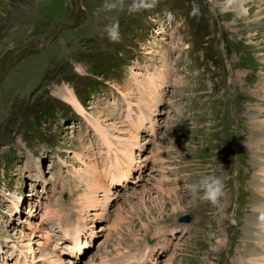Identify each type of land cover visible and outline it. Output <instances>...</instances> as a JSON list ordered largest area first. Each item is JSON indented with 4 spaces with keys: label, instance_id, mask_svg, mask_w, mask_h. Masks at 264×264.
I'll return each instance as SVG.
<instances>
[{
    "label": "rangeland",
    "instance_id": "obj_1",
    "mask_svg": "<svg viewBox=\"0 0 264 264\" xmlns=\"http://www.w3.org/2000/svg\"><path fill=\"white\" fill-rule=\"evenodd\" d=\"M215 1L220 8L211 0H144L153 6L130 11L134 0H0V264H12L20 250L31 258L29 242L41 248L29 228L46 223L36 231L45 232L53 224L47 210H60L65 222L81 227L72 203L85 189L82 178L91 165L101 169L107 160L100 134L123 153L132 135L123 124L139 114H149L157 131H139L132 173L110 191L116 199L112 219L121 224L117 232L127 240L137 236L136 247L150 249L168 238L156 264L172 253L170 264H224L222 253L207 251L219 239L233 248L230 259L236 262L245 261L243 250L262 253L264 228L261 241L246 231L259 201L256 227H264V177L258 176L264 157L256 153L264 138V26L257 28L258 12L264 24V0ZM106 3L117 6L107 10ZM113 25L118 41L108 36ZM150 81L152 99L145 97ZM160 82L166 86L158 89ZM63 91L80 111L60 96ZM122 153L116 154L124 160ZM207 176L223 182L216 204L201 198L203 190L191 189ZM253 176L262 188L251 187ZM238 194V217L231 224ZM174 198L180 201L176 212L169 208ZM184 215L187 223L180 221ZM103 222H93L85 238L100 240L95 230ZM21 233L27 236L24 247L17 242ZM96 239L80 264L97 253Z\"/></svg>",
    "mask_w": 264,
    "mask_h": 264
},
{
    "label": "bare ground",
    "instance_id": "obj_2",
    "mask_svg": "<svg viewBox=\"0 0 264 264\" xmlns=\"http://www.w3.org/2000/svg\"><path fill=\"white\" fill-rule=\"evenodd\" d=\"M211 1L213 4L215 3L218 6V8H220L217 1H215V0H211ZM260 1L261 0H247L246 3L256 2V4H258ZM260 3H262V2H260ZM240 5L241 4H239V6ZM220 13H223V11ZM260 13H262V12L257 13L258 14V20H259L258 26H257L258 29H260V27L264 26L263 23H260V19H259L260 15H261ZM255 19H257V16H255ZM160 79H161V81H164L163 79H165V78L161 77ZM149 84H150V88L148 89L149 94H147L145 97H147L148 99H150V98L152 99L153 98L152 93H156L155 88H153L155 85L151 81L149 82ZM163 85H165V82H160L158 89L161 88V86H163ZM141 87L144 89L143 86H140L139 88H141ZM60 96L62 98L65 97V101L67 103L72 104L75 108H77V110H79V106L77 105V103L74 101V99L72 98V96H70V94L68 92L63 91L62 93H60ZM149 104H150L149 100L145 101V107L147 109H148V107H150ZM253 119H254V117H253ZM126 122H128V123L123 124L124 126H126L125 127L126 129L124 128L123 131L125 133H131L132 135H131V138H129V141H131V142L127 143V145H124L122 147L123 153L117 151L118 147L115 146L114 143L110 142L109 137H106L105 135L98 133L102 137L100 144L102 146H104L103 143L105 145H107V146H104L105 149H101V151L103 150L102 152H105V157L107 160L104 163V165L101 167V169H97V167H94V164L91 165L90 174H86L85 177L82 178L83 186L85 189L83 190V192L80 195H78V197L75 199V202L72 203L74 206L73 216L78 221H83V222H81V227H79L77 225V223L74 222V220H71L69 222H65V218H64L65 216H63L61 214L60 210L59 211L58 210H53V211L47 210L44 213L45 215H48L46 217V219H50L52 216H53L52 218H54V216H57L59 218L58 219L59 222H63L65 226L69 227L68 228L69 230L67 229V227L65 229H63L66 239L71 234V235L79 237L80 239H83L84 241L86 240L87 242H89V239H90V238H87V239L85 238L86 236L87 237L90 236V232L87 230L88 229L91 230V228L93 226V222L99 221V220H101V217H103V221H104L103 224H101L98 227V229L95 230V231H97V233H100V234H98L100 236V240L97 239V241L98 242L101 241V244H99V246H97L98 247L97 253L94 254L88 260L87 264H156V262L158 261L157 260L158 259L157 254H159V256H161L162 253H164V250H167L168 245L170 244L169 239L168 238L166 239V237L164 236V237H161V239H159L161 244L155 245L154 247H152V249H150L146 245H143L144 247H136V243L138 242V239H137L138 237L137 236H131L130 239L127 240V236H124L123 233L120 234L117 232V230L120 229V225H121V224L119 225V223L117 222L118 221L117 218H116V221L114 219H112L113 211L110 210V208L115 205L116 199L112 198V196L110 194V191L112 190V188H110V186H112L110 181L118 178L117 176L115 177L113 170L123 180L122 183H124L125 179H123V178L129 177L132 173L133 167L130 164V162L132 161L130 158V155L133 153V147L137 143H139V138H138L139 137V131H141V129H144L143 128L144 126L149 130V133L151 132L153 135L156 134V131H157L156 130L157 126L155 125V122H153L149 119V114L146 116L140 115V114L137 115L135 122H132V119L129 117L128 121H126ZM146 123H147V125H146ZM250 124L254 126L253 122L252 123L250 122ZM255 124H256V121H255ZM129 126H132L131 127L132 129L130 128L131 130L129 129ZM259 129L262 130L263 128L259 127ZM144 141L152 143L153 139L146 138ZM108 143L112 146V148L108 147ZM258 143H260V144L257 146L259 149L256 150L257 151L256 153H257V156L261 158V157H264V138L260 137ZM122 148H120V149H122ZM116 153L118 155H120V153L125 154L124 160L120 159ZM146 158L148 160H151V154L149 156H146ZM152 161H154V159ZM157 166H159V165H157ZM138 167H140V164H138ZM108 171H109V173L107 174ZM260 174L261 175H258L259 177H264V167H262ZM106 177L108 179L107 181H106ZM259 177L258 178L254 177L252 179L251 187L253 189H260L263 187L262 185H260L261 180L259 179ZM157 191H159V189H157ZM157 191L154 190L152 193H150L149 197H151V195H153V193H156ZM116 195L119 196L120 194H116ZM154 197H156V196H154ZM174 199H176V198H174ZM160 200H162V199H160ZM175 203L176 204H170V206H169L170 211H172V212H176V210L179 209L178 204L180 203V201L179 200L177 201V199H176ZM258 206L259 207L261 206L260 201L254 203L252 205L253 215L250 216L247 220L248 227L251 229V231L250 230L246 231V235L250 239H253V240L259 239V241H261V238L258 237L259 236L258 233H260L261 232L260 229H262L264 227H260V228L256 227L257 224H259V221L257 220V218H258L257 214H259V211H261V210L258 211V209H259ZM49 214H51V215H49ZM30 224H31L30 228H29L30 235L37 236V238L34 239V243L39 245L41 248L38 249L37 247H35V248L33 246L31 247V243L29 242V247L27 248L28 249L27 253H30L29 256H31L32 259L29 258V259H31V260H29L28 256L27 255L25 256V253H23L22 250H20L17 252V254L16 253L12 254V255H15L14 256V262L12 264H20V261H23V263L21 262V264H30V262H33L35 264H64V263L67 264L64 261L63 262L61 260L59 261L57 255L54 252H52L50 250L44 252V247H47L46 239H45V241H43V239L45 238L44 237L45 232L36 233L37 229L38 230L40 229L41 231L43 230L42 229L43 225L41 226V228H39V226H37L38 224H35V225H33L32 223H30ZM32 225H33V227H31ZM64 225H62V226L64 227ZM141 226L143 227V230H145V231L149 230L147 223H141ZM172 231L173 230H171V234L173 236H175V234L178 235L176 232H172ZM74 232H77L78 234L74 233ZM111 235L115 236L112 243L110 242V241H112L111 237H113ZM92 236H95V235L92 234ZM26 237L27 236L25 234H22V233H21V235H19L17 237L18 238L17 242L20 243L19 245L21 247H24V244L21 245V241L23 239L25 240ZM217 241H218V244L216 245V247L213 249L207 250V251L212 253V255H217V254L222 253L221 255H223V260L224 259L228 260V261H224V264H237V263L238 264H243V263L244 264H262V261H264V250H262V249H261L262 253H260V254H254V252L251 249L243 250V252L245 254V258H246L245 261H244V259H241L240 262H236L234 260H231L230 254H231V251L233 250V248L231 247V249H226L224 246L225 243L223 240L219 239ZM108 248H110V250H108ZM222 248L225 249L224 252H223V250H221ZM37 249H38V251H40V255L37 258L35 257V259H34L33 258V252H34V250H37ZM2 252L3 251L0 250V254ZM172 255H173V253H172ZM172 255H169L167 257V259L165 260V264H170V262L174 256V255L173 256ZM18 261H19V263H18Z\"/></svg>",
    "mask_w": 264,
    "mask_h": 264
},
{
    "label": "clouds",
    "instance_id": "obj_3",
    "mask_svg": "<svg viewBox=\"0 0 264 264\" xmlns=\"http://www.w3.org/2000/svg\"><path fill=\"white\" fill-rule=\"evenodd\" d=\"M117 5L113 3H106L104 5L105 9L111 10L115 8ZM153 5L145 3L144 0H139V3H134L130 7V11L139 10L140 8H150ZM195 14V9L193 13ZM108 36L112 41H118L119 32L118 25H113L110 29H108ZM191 189L193 192L197 191V189L203 190V196L201 197L203 200L209 201L212 204H216L218 198L223 194V182L220 177L217 176H207L203 180L199 182L198 185H192Z\"/></svg>",
    "mask_w": 264,
    "mask_h": 264
}]
</instances>
